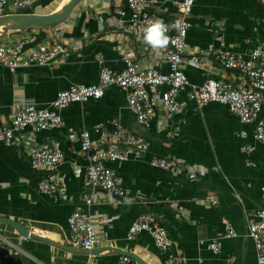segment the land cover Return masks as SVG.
Returning <instances> with one entry per match:
<instances>
[{
    "label": "crops",
    "instance_id": "obj_1",
    "mask_svg": "<svg viewBox=\"0 0 264 264\" xmlns=\"http://www.w3.org/2000/svg\"><path fill=\"white\" fill-rule=\"evenodd\" d=\"M67 1L32 0L21 10L9 6L4 14L55 13ZM113 5L102 0H80L60 23L0 31V40L8 41L36 35L29 48H46L56 38L72 45L67 54L44 66L10 73L0 65V124L8 121L17 102L50 107L58 90L95 83L102 63L120 70L124 54L144 66L168 70L161 59L164 47L153 48L132 39L128 33L129 10L122 5L124 14L115 15ZM150 10L167 21L176 16L174 0H158ZM190 21L186 55L210 57L216 36L221 35L229 50L245 56L259 45L262 53L257 63L264 66V2L194 0ZM183 68L190 85L180 92V109L170 115L167 123L162 112L156 111L148 126H142L128 109L124 91L109 85L101 98L63 108L59 127L32 132L22 141H0V217L16 220L59 243L54 246L20 236L0 222V234L23 250L10 257L7 264H115L124 251L144 264H164V254L147 231L134 240L126 239L130 224L141 213L160 221L171 240L170 248L185 256L184 264H258L248 224L254 219V211L264 208V142L253 138L255 121L241 123L226 105L216 102L198 108L186 96L191 85L201 83L206 76L229 80L235 86L244 85L246 78L239 70L219 65L210 72L187 65ZM112 119H118L149 145L140 159L106 162L123 181L126 193L122 197L92 187L87 181L86 161L77 141L78 133L87 129L92 140L98 142L100 133L94 126L101 124L102 129L110 131ZM239 130H245L247 136H237ZM54 141L64 153L56 169L65 187L59 195L40 190L49 173L33 169L29 162L31 148L49 149ZM244 145H252L253 150H243ZM152 155L173 167L149 165ZM87 197L90 203H86ZM73 210L85 211L99 229V242L92 253L72 248L67 239V217ZM226 224L232 226L235 236L224 237ZM214 239L221 241L219 254L207 248Z\"/></svg>",
    "mask_w": 264,
    "mask_h": 264
},
{
    "label": "built area",
    "instance_id": "obj_2",
    "mask_svg": "<svg viewBox=\"0 0 264 264\" xmlns=\"http://www.w3.org/2000/svg\"><path fill=\"white\" fill-rule=\"evenodd\" d=\"M32 0H0V16L7 7L21 10L30 5ZM114 3L111 11L115 15H123L122 5L129 10L128 33L132 39L145 42L144 33L149 25L160 21L165 26L164 35L168 44L162 49L161 59L167 63L168 70L162 71L156 66H144L139 60L128 54L121 56L122 68L113 70L103 63L99 67L98 79L95 83H78L56 92L50 107H38L31 102H17L8 115V121L0 124V141L29 139L31 133L40 130L59 127L63 123L60 111L72 103H84L89 99H99L109 85H117L125 93L128 109L135 115L142 126L147 127L151 116L161 111L166 123L170 115L179 111L178 96L189 85V79L184 66H190L207 72L215 70L219 65L227 70H239L246 78L244 85L235 86L231 81L206 76L197 85H191L186 93L198 108L208 102L226 105L231 113L236 115L241 123L255 121L253 138L264 142V66L257 63L261 56V47H254L245 56L240 52L231 51L226 47L224 38L216 36L217 44L210 52V57L203 55H186L188 30L191 26L190 15L194 0H174L176 16L167 21L164 17L150 10L158 0H102ZM123 1L124 3H121ZM264 2V0H260ZM121 3V6L120 4ZM36 40V35L27 34L17 40H0V65L8 72L15 73L30 66H44L59 56H64L72 45L61 38H56L46 48H29L27 45ZM207 58H211L208 60ZM163 87V88H162ZM110 131L96 124L94 129L100 133V140L95 142L87 129H82L77 135L80 154L86 161L85 177L92 187L122 197L126 193L122 179L107 161H126L140 159L148 150V142L130 132L118 120H111ZM30 128V132L27 131ZM170 136L171 132H167ZM239 137H246L245 130L236 132ZM110 143V147H107ZM245 151L253 150L252 145H244ZM29 162L33 169L46 170L49 175L41 182L43 193L59 195L65 187L57 172V166L64 153L58 141L51 148H31ZM149 165L162 169L173 167L167 160L152 155L148 158ZM90 203V197L85 199ZM261 202L264 204V187L261 188ZM254 219L248 224V234L253 241L256 260L264 264V208L254 211ZM147 231L156 246L164 254V264H184L186 258L181 253L170 248L171 240L166 229L153 215L141 213L130 224L126 233L127 240ZM99 229L90 215L82 210H73L67 217V239L74 247L89 250L96 248L99 242ZM231 225H225V238L235 236ZM207 248L213 254H219L220 240L209 241ZM23 250L13 241L0 234V264ZM115 264H135L129 254H121Z\"/></svg>",
    "mask_w": 264,
    "mask_h": 264
},
{
    "label": "water",
    "instance_id": "obj_3",
    "mask_svg": "<svg viewBox=\"0 0 264 264\" xmlns=\"http://www.w3.org/2000/svg\"><path fill=\"white\" fill-rule=\"evenodd\" d=\"M80 0H68L65 5L62 6V8L55 13H49V14H33V13H12V14H3L0 16V31H8V30H22L29 27H45L48 25H53L56 23H60L64 21L73 7L79 2ZM104 191V190H103ZM107 192V191H105ZM0 222L9 225L12 227L20 236L23 237H29L32 239H36L39 241H43L45 243H49L54 246H59L58 242H55L51 239H48L46 237L40 236L33 232V230L30 229V227L23 225L16 220L6 218V217H0ZM76 248L77 250H81L80 252L83 253H92L94 252L92 250H87L82 247H72ZM123 253H126L125 251ZM122 253V254H123ZM129 256L135 260H137L138 263L144 264L140 259L137 257H134L131 255V253H127Z\"/></svg>",
    "mask_w": 264,
    "mask_h": 264
},
{
    "label": "clouds",
    "instance_id": "obj_4",
    "mask_svg": "<svg viewBox=\"0 0 264 264\" xmlns=\"http://www.w3.org/2000/svg\"><path fill=\"white\" fill-rule=\"evenodd\" d=\"M165 26L157 21L145 29L144 40L153 48H163L168 44V37L164 35Z\"/></svg>",
    "mask_w": 264,
    "mask_h": 264
}]
</instances>
